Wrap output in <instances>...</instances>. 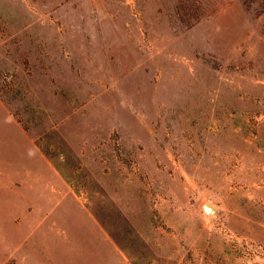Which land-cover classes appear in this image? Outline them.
Instances as JSON below:
<instances>
[{
	"label": "rangeland",
	"instance_id": "rangeland-1",
	"mask_svg": "<svg viewBox=\"0 0 264 264\" xmlns=\"http://www.w3.org/2000/svg\"><path fill=\"white\" fill-rule=\"evenodd\" d=\"M0 264H264V0H0Z\"/></svg>",
	"mask_w": 264,
	"mask_h": 264
},
{
	"label": "water",
	"instance_id": "water-1",
	"mask_svg": "<svg viewBox=\"0 0 264 264\" xmlns=\"http://www.w3.org/2000/svg\"><path fill=\"white\" fill-rule=\"evenodd\" d=\"M204 208H205V210H206L207 212H212V211L215 210L214 206H213L211 203H209V202H206V203L204 204Z\"/></svg>",
	"mask_w": 264,
	"mask_h": 264
}]
</instances>
